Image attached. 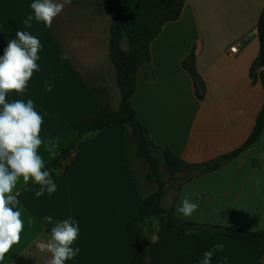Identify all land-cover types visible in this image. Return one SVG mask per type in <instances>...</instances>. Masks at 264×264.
<instances>
[{
	"label": "crops",
	"instance_id": "crops-1",
	"mask_svg": "<svg viewBox=\"0 0 264 264\" xmlns=\"http://www.w3.org/2000/svg\"><path fill=\"white\" fill-rule=\"evenodd\" d=\"M184 1L179 19L165 24L150 43L149 62L136 74L131 105L155 146L187 164H203L240 147L264 103L259 78L250 77L258 54L255 27L264 0ZM33 2L0 0V57L18 30L40 40V70L33 72L25 92H9L6 101H34L43 117L38 154L46 167L54 158L50 149L58 153L68 148L77 137L79 121L101 111L102 82L93 65L97 68L95 60L102 59V51L85 44L75 47L60 35L63 46L59 45L44 23L34 19ZM29 15L31 28L23 24ZM232 46L235 54L229 52ZM191 52L205 85L202 100L195 97L190 77L180 66ZM105 55L109 62L107 45ZM46 81L53 85L50 92ZM49 172L57 191L37 198L40 185L35 184L25 192L18 207L24 222L20 242L0 264H46L51 254L40 251L37 243L50 239L55 221L69 217L79 224L72 247L80 252L65 264H130L124 224L136 209L137 196L124 163L122 128L109 125L87 135L75 144L68 160ZM26 186L19 178L12 194ZM185 194L199 204L189 218L176 211ZM161 205L195 225L264 231V131L247 151L211 173L188 180L183 173L176 174L166 182ZM147 228L152 264H200L204 252L217 243L225 249L215 252L211 264H264V253L255 243L202 231L179 235L153 218L145 221Z\"/></svg>",
	"mask_w": 264,
	"mask_h": 264
},
{
	"label": "trees",
	"instance_id": "trees-1",
	"mask_svg": "<svg viewBox=\"0 0 264 264\" xmlns=\"http://www.w3.org/2000/svg\"><path fill=\"white\" fill-rule=\"evenodd\" d=\"M111 9L108 29L107 53L110 66L114 72L118 91L117 109L110 102L104 104L101 111L92 117L82 118L78 124L75 141L66 149L58 152L44 168L50 171L62 161L68 160L77 142L87 135L100 131L109 125H119L123 130V158L127 173L137 196L136 209L125 220V231L129 237L130 264H152L149 250L151 230L145 229L147 219H156L165 227L175 230L179 235L189 231L209 232L216 237L236 240L239 243L258 244L264 253V231L250 232L230 227H205L184 221L173 212L165 210L161 200L165 194L166 181L174 179L176 174L184 173L188 180L195 174H208L229 163L241 153L247 151L259 139L264 131V103L258 112L251 134L247 140L234 151L221 155L207 163L187 164L168 149L158 148L150 140L146 129L137 121L131 105L135 93L136 74L143 63L149 62V45L160 34L162 27L175 22L181 15L184 0H109ZM256 36L258 54L250 67V77L259 78L264 92V9L257 23ZM127 46V49L123 48ZM195 56L191 52L181 63V68L191 80L195 97L202 100L205 85L194 66ZM261 69L256 75V70ZM138 175L144 182L152 185L154 190L143 196L138 184ZM35 185L30 181L20 192L19 204L25 192Z\"/></svg>",
	"mask_w": 264,
	"mask_h": 264
},
{
	"label": "clouds",
	"instance_id": "clouds-1",
	"mask_svg": "<svg viewBox=\"0 0 264 264\" xmlns=\"http://www.w3.org/2000/svg\"><path fill=\"white\" fill-rule=\"evenodd\" d=\"M71 3L72 0H34L30 8L34 19L50 28L54 18ZM32 21L33 15H29L23 20V24L31 28ZM41 48L36 36L18 30L16 38L9 40L4 55L0 57V262L5 259L12 246L20 242L24 229L21 212L15 210L19 204V192L12 194L19 178H23L25 185L30 180L40 185L35 192L37 198L43 196L45 191L51 196L58 187L51 178V173L44 170V161L38 154L42 144L40 132L43 117L35 110L34 101H6L9 92H25L33 72L40 70L37 61L40 59L38 52ZM52 87V84L45 82L47 91L50 92ZM50 151L52 156L58 154L51 149ZM256 183H260L259 179ZM198 208L199 204L185 194L176 211L189 218ZM44 220L53 223L51 216H45ZM253 230L255 228L251 231ZM78 236L79 224L71 217L55 221L50 239L46 243H37L40 251L46 250L51 254L46 264H65V261L75 258L80 248H73L72 245ZM224 249L223 243L213 245L211 250L204 252L200 264H211L215 252H223Z\"/></svg>",
	"mask_w": 264,
	"mask_h": 264
},
{
	"label": "rangeland",
	"instance_id": "rangeland-1",
	"mask_svg": "<svg viewBox=\"0 0 264 264\" xmlns=\"http://www.w3.org/2000/svg\"><path fill=\"white\" fill-rule=\"evenodd\" d=\"M110 9L111 1L109 0H72V3L65 6L63 11L54 18L52 26L50 28L45 27L59 45L63 46L60 35L63 40L75 47L85 44L93 48H101L102 59L95 60L97 68L93 65L94 72L99 77V82H102L99 97L103 105L110 102L111 107L115 109L118 91L115 85L114 72L105 57ZM123 48L127 49V46L123 45ZM81 55L85 57L96 56L95 53L88 54L85 52H81ZM92 61L94 60L91 58ZM83 74L88 79V76L85 73ZM137 179L139 187L143 190V196L154 190L152 185L144 182L141 175H138ZM162 179L166 182L170 181L166 175H162Z\"/></svg>",
	"mask_w": 264,
	"mask_h": 264
},
{
	"label": "built area",
	"instance_id": "built-area-1",
	"mask_svg": "<svg viewBox=\"0 0 264 264\" xmlns=\"http://www.w3.org/2000/svg\"><path fill=\"white\" fill-rule=\"evenodd\" d=\"M229 52L231 54H235L237 52V49H236V46H232L230 49H229Z\"/></svg>",
	"mask_w": 264,
	"mask_h": 264
}]
</instances>
